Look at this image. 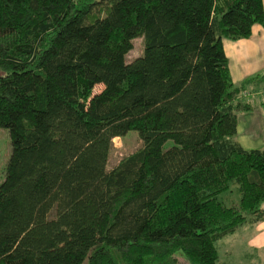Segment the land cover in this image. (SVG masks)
Listing matches in <instances>:
<instances>
[{
  "label": "trees",
  "instance_id": "1",
  "mask_svg": "<svg viewBox=\"0 0 264 264\" xmlns=\"http://www.w3.org/2000/svg\"><path fill=\"white\" fill-rule=\"evenodd\" d=\"M257 25L263 0H0V264H220L264 222V149L236 140L264 72L236 84L224 48Z\"/></svg>",
  "mask_w": 264,
  "mask_h": 264
},
{
  "label": "crops",
  "instance_id": "2",
  "mask_svg": "<svg viewBox=\"0 0 264 264\" xmlns=\"http://www.w3.org/2000/svg\"><path fill=\"white\" fill-rule=\"evenodd\" d=\"M264 5V0H263ZM230 70L236 84L264 72V25H257L249 39L224 41ZM260 89L263 84L258 86ZM249 103L253 111L239 117L236 140L246 150L264 149V97L255 96ZM247 246L264 264V222L244 230Z\"/></svg>",
  "mask_w": 264,
  "mask_h": 264
},
{
  "label": "rangeland",
  "instance_id": "3",
  "mask_svg": "<svg viewBox=\"0 0 264 264\" xmlns=\"http://www.w3.org/2000/svg\"><path fill=\"white\" fill-rule=\"evenodd\" d=\"M228 41V40H226ZM231 42V41H228ZM134 50L127 56L128 62L133 61L136 58L142 57L144 54V41L142 38L134 40ZM104 89L103 86L96 88V92L99 93ZM259 92H246L243 97L247 100H251L253 97L258 96ZM250 94V95H248ZM248 95V96H247ZM259 96L264 97V94ZM249 98V99H248ZM248 114V113H246ZM113 150L109 157V162L107 165V170L113 169L124 157L136 152L143 147V141L140 139L138 132L132 131L124 138H117L113 141ZM173 141H168L164 150H169L174 146ZM12 151L9 131L6 129H0V182L4 178L5 169L10 158ZM235 185H232V188ZM235 190V188H234ZM221 198L228 204L237 202L240 199L236 191L231 194H223ZM263 223V222H262ZM247 235L241 234L239 236L230 237L226 240L219 241L217 247L219 249L221 263L220 264H259V257L247 247L246 242ZM180 261L183 262L181 256H179Z\"/></svg>",
  "mask_w": 264,
  "mask_h": 264
},
{
  "label": "built area",
  "instance_id": "4",
  "mask_svg": "<svg viewBox=\"0 0 264 264\" xmlns=\"http://www.w3.org/2000/svg\"><path fill=\"white\" fill-rule=\"evenodd\" d=\"M263 94H264V93H263ZM248 95H250V94H248ZM248 95H247V96H248Z\"/></svg>",
  "mask_w": 264,
  "mask_h": 264
}]
</instances>
